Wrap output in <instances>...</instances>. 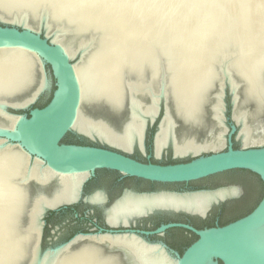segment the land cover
Segmentation results:
<instances>
[{"label":"bare ground","instance_id":"1","mask_svg":"<svg viewBox=\"0 0 264 264\" xmlns=\"http://www.w3.org/2000/svg\"><path fill=\"white\" fill-rule=\"evenodd\" d=\"M0 18L44 29L77 58L79 133L130 153L137 144L143 148L146 121L163 97L157 156L170 144L175 156L217 151L226 143L221 96L228 83L243 145L264 146V0H0ZM49 87L41 58L0 48V127L14 130L21 119L7 114V106L25 107ZM84 177L56 174L21 146L0 140V264H35L38 215L45 206L78 199ZM235 193L233 187L126 195L109 210L108 222L128 225L155 209L205 214ZM128 253L139 264H174L157 246L108 234L78 236L48 249L41 261L129 264Z\"/></svg>","mask_w":264,"mask_h":264},{"label":"water","instance_id":"2","mask_svg":"<svg viewBox=\"0 0 264 264\" xmlns=\"http://www.w3.org/2000/svg\"><path fill=\"white\" fill-rule=\"evenodd\" d=\"M0 48L24 49L38 56L43 61V70L50 80V86L53 81L55 83V90L50 100L42 106H35L36 101L43 93L49 91L50 87L25 107L7 106L5 109L7 114L21 119L18 120L14 130L0 127V140L8 145L21 146L31 156L32 160H41L45 167L56 174H84L87 176L98 170H110L156 184L189 185L232 172H249L260 180L264 190V146H243V141L239 137L240 125L234 119V94L228 83L223 86L221 96L223 122L227 129L225 150H209L198 155L175 156L174 147L170 144L163 154H171L174 163L169 165L153 163L152 159L161 162L158 159L163 156L162 154L158 157L156 154V136L167 109L166 100L162 97L158 102L157 114L146 121L143 148H141L143 156L148 160L145 163L130 156L135 152V147L131 153L122 149L123 152H118L120 148L103 143L99 139L88 137L74 129L80 107V89L75 76L73 61L61 47L40 32L29 30L22 25L0 18ZM148 134L153 135L151 154L146 152V136ZM70 135L80 136L91 141L99 140L109 149L66 144L65 140ZM188 156L192 158L185 159ZM228 187L240 189L239 186L229 185L213 189L166 192L176 195L194 194ZM82 188L83 183L80 187V194ZM226 200L213 202L205 214L184 210H156L153 213L185 214L205 220L215 206ZM77 202L78 199L69 203L63 202L55 206L43 207L38 215L40 236L39 252L35 264H42L41 260L47 254L48 249L62 245L51 242L44 248L43 237L47 224L46 217L50 213L68 209L76 205ZM142 217L144 216L140 218ZM136 222L135 218L128 225L113 226L109 223L112 227H124L125 230H111L107 234L134 237L145 245L157 246L164 253V256L174 264H264V240L261 237V233L264 231V193L259 203L250 212L226 225L216 224L214 227L198 229L189 223L171 222L162 224L153 231L128 229ZM175 229L186 231L195 237L183 253L168 248L160 240L152 242L147 239L149 237H163L166 232ZM55 232L56 230H53L52 234L55 235ZM80 236L92 235L81 234ZM77 237L65 244L71 243ZM65 244L63 245L65 246ZM126 255L129 258V264H139L131 253Z\"/></svg>","mask_w":264,"mask_h":264},{"label":"flooded vegetation","instance_id":"3","mask_svg":"<svg viewBox=\"0 0 264 264\" xmlns=\"http://www.w3.org/2000/svg\"><path fill=\"white\" fill-rule=\"evenodd\" d=\"M65 143L109 149V147L103 145L99 140L91 141L76 135L69 136L65 140ZM152 146L153 135L148 134L146 136L147 154L152 153ZM118 152L123 151L118 149ZM130 156L138 161L145 163L148 162L145 156H143L138 144L135 146V152ZM152 162L162 165L174 163L171 154L168 161L157 162L155 159H152ZM242 173L246 172H232L213 177L208 179V183L204 185H199V182L189 185H162L124 176L115 171L98 170L94 174L85 175L83 188L76 205L68 209H63L60 212L50 213L46 217L47 224L44 230L43 246L46 248L51 242L59 245L65 244L81 234L103 236L111 230H125L124 227H112L109 224L108 212L113 205L121 201L126 195L143 196L163 191L184 192L213 189L229 185L239 186L241 190L234 187L236 188V193L226 198L227 200L220 205L215 206L205 220L198 217L187 216L185 214H173L168 212L153 213L158 209L147 213V216L143 215L144 217L142 218H140L141 216H135L128 220V222H131L136 218V224H133L128 228L134 231H153L162 224H168L171 222L189 223L198 229L209 228L208 225L211 222H214V226H216V224H219L221 216H227L229 215V212L230 215H233L235 212L242 214L245 211L247 212V210L250 212V210L259 203L260 198L262 197L263 188L260 180L258 178L257 181L250 179ZM96 196H100V200L96 202L91 201V199ZM67 218L69 219L66 220L65 226L59 225L61 224L60 221ZM122 224L123 223L121 222L119 225ZM53 230H56L55 235L52 234ZM101 231L103 232L101 233ZM147 239L152 242L160 240L168 248L183 253L185 248L194 241L195 237L186 231L175 229L166 232L163 237H149Z\"/></svg>","mask_w":264,"mask_h":264},{"label":"rangeland","instance_id":"4","mask_svg":"<svg viewBox=\"0 0 264 264\" xmlns=\"http://www.w3.org/2000/svg\"><path fill=\"white\" fill-rule=\"evenodd\" d=\"M39 32H40L42 35L47 36V35H46V32H45L44 29L40 30ZM49 39H50V38H49ZM50 40H51V39H50ZM72 61H73V63H75V62L77 61V58H76L75 60H72ZM47 70H49V67H47ZM54 90H55V83H54V81H53L52 84H51V86H50L49 91H46L45 93H43V95L40 96V98L36 101L35 106H42V105L46 104V103L50 100V98H51V96H52ZM70 136H71V135H70ZM243 146H244V145H243ZM260 146H263V145H250V146H248V147H260ZM244 147H245V146H244ZM225 149H226V144H225V146H224L223 148H221V149H219V150H217V151H222V150H225ZM169 157H170V154L164 153L163 156H162L160 159H158V161H161V162H163V161H168ZM171 157H172V156H171ZM172 158H173V157H172ZM188 158L190 159V158H192V157H191V156H188V157H186L185 159H188ZM173 159H174V158H173ZM173 159H172V160H173ZM242 174L245 175L246 177L250 178V179H253V180H256V181L258 180L257 177H255L253 174H251V173H249V172L242 173ZM207 183H208L207 180H206V181H201V182H199V185H204V184H207ZM68 219H69V218L60 221L61 224H59V225L65 226V225H66V220H68Z\"/></svg>","mask_w":264,"mask_h":264},{"label":"trees","instance_id":"5","mask_svg":"<svg viewBox=\"0 0 264 264\" xmlns=\"http://www.w3.org/2000/svg\"><path fill=\"white\" fill-rule=\"evenodd\" d=\"M263 193H264V190H263V192H262V195H263ZM248 212H249L248 210H247V212L245 211V212H243L242 214H239V213H236V212H235V213H233V215H230V212H229V215H227V216L222 215V216H221V220H220L219 224H220V225H226V224H228L229 222L236 220L237 218H239V217L245 215V214L248 213ZM208 227H214V222H211V223L208 225Z\"/></svg>","mask_w":264,"mask_h":264}]
</instances>
